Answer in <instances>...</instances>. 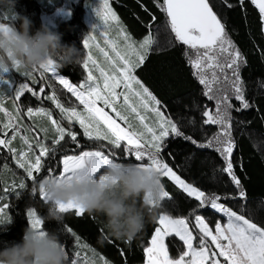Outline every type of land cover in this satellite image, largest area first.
<instances>
[{
    "label": "snow or ice",
    "instance_id": "1",
    "mask_svg": "<svg viewBox=\"0 0 264 264\" xmlns=\"http://www.w3.org/2000/svg\"><path fill=\"white\" fill-rule=\"evenodd\" d=\"M227 2V0H225ZM243 0H241V4ZM251 3L259 10L260 19L264 22V0H251ZM158 7L166 13L167 23L175 40L193 50L194 58L189 59V64L194 69L193 75L204 86V95L209 100L216 101V110L211 112L205 110L202 116L206 125H218L220 131L207 141L198 143L191 136H185L178 125L171 117L165 116L161 111V101L146 87L142 81L134 74L146 61L152 44L154 43L151 33L145 35L137 41L127 32L119 17L112 10L109 0H100L99 6L93 9L95 16L103 25L101 35L104 38V46L98 42L97 36L89 34L83 39V47L88 50L82 61L83 68L87 73L86 79L78 86L70 83L68 79L57 74L58 66L55 61H49L40 67L41 79L45 73H51L61 85L71 93L73 97L83 106V110L77 107H66L53 92L47 99L51 100L55 108L59 109L63 120L68 122L64 127L61 123L53 119L52 113L40 107L35 110L28 107L29 117L39 116L50 121L54 135L52 137L53 147H48L39 135L34 140V144L39 148V154L32 152L33 143L30 142L28 132L20 136V126L13 125V121L19 116V111L14 116L0 104V112L8 117V122L3 124V129L11 128L12 139L0 138V146L8 148L13 154L17 166L24 169L28 178L35 181L36 175L44 168V160L50 153L56 151V146L66 138L80 148L77 132L73 131V125L78 124L83 131V136L88 140L106 141L114 150H123L128 156L134 157L137 166L155 170L160 177H166L181 189L188 197L199 201L200 207L211 206L218 213L226 217V223L217 222L214 231L205 222L201 215H195V227L199 229V245H194L193 232L189 228L187 218H173L167 213H161L158 217V227L151 237L148 247L144 248L146 264H221V257L226 264H264V226H260L245 215L220 203L221 199H246V191L243 189L241 180L233 170L231 157L235 148V141L232 138L231 116L229 109L233 107L229 103L230 96L227 90L218 87L222 82L220 76L223 75V83L231 88L235 99L240 101L241 108L250 107L245 99L244 90L239 74L240 63L243 61L242 54L235 49L232 41L228 38L225 25L218 18L210 5V0H163ZM231 7V5H229ZM147 11V9H145ZM5 20L8 17H4ZM153 21L155 17H152ZM9 25L0 23V30H4ZM99 25L92 27L93 32ZM115 30V37L110 35ZM95 48L103 63L94 56L92 49ZM226 54V55H225ZM223 57V60L221 59ZM19 71L18 69H16ZM231 71V77L228 71ZM8 70H0L2 74H8ZM98 73V76L95 74ZM26 77L35 80L33 73H23ZM0 83L11 87V81L0 75ZM120 89V91H118ZM33 92L28 84H20L15 89L17 100L25 92ZM39 91L43 93L44 88ZM218 93V94H213ZM35 95V93H33ZM2 96V93H0ZM102 105V106H99ZM114 113L115 115H111ZM239 111V109H237ZM151 113L154 119L151 124L147 123V114ZM130 117L139 123V128L130 121ZM122 121L124 125L118 122ZM47 136L48 129L43 130ZM7 131L4 136L7 137ZM20 136L23 145L27 146V151L11 147L12 140ZM183 136L185 140L191 141L201 149L212 148L220 154L225 162V166L220 169L226 173L236 188V195L232 197L212 196L187 183L182 179L172 167L166 163L161 155L166 137ZM223 138V139H222ZM100 145L97 150L79 151V154H65L59 164L61 165L58 174L49 169L48 176L54 177L57 181L71 182L81 177L97 174L103 168L113 166L115 153L110 151L107 154ZM6 167V165H5ZM20 189L25 188L22 181ZM36 192V189H33ZM40 198L45 201L42 190L39 192ZM171 198L169 192L162 184L161 202ZM2 201V197H0ZM8 205L0 206V223L5 220L11 221L6 216ZM64 213H73L76 217H82L85 211L78 205L69 203L59 205ZM29 225L37 230H44L43 221L35 210L27 211ZM76 239L77 247L88 248V245H81L80 237L71 229H68ZM178 237L183 242L185 250L179 258L173 259L169 256V249L165 244V238L170 236ZM210 241V244L208 243ZM212 246H215L214 249ZM79 257L80 253L75 252ZM187 258V259H186ZM85 259V264H97L95 259ZM102 264H111L103 256L99 257ZM72 264H78L77 259L72 260Z\"/></svg>",
    "mask_w": 264,
    "mask_h": 264
},
{
    "label": "trees",
    "instance_id": "2",
    "mask_svg": "<svg viewBox=\"0 0 264 264\" xmlns=\"http://www.w3.org/2000/svg\"><path fill=\"white\" fill-rule=\"evenodd\" d=\"M24 1L32 3L34 11L37 12L34 19H31L34 28H39L41 23L45 24L48 19L58 20L60 11L65 9L64 2L58 3L57 9L43 11L46 18H42V9L36 0H22V3ZM109 3L133 39L139 41L149 32L157 30V36L145 63L134 74L161 101V111L165 116L172 118L185 136H191L201 144L207 143L215 133L220 131V128L218 125L204 124L205 118L202 113L205 110L215 112L216 101L209 100L203 94L204 86L193 75L194 69L189 64V59L193 57V50L175 40L167 24L166 13L157 6L162 4L163 0H109ZM67 5L71 18L55 23L56 28L52 30L61 35L62 43L74 44L81 50L82 46L77 35L85 30L79 17L83 8L79 1L74 3L69 0ZM210 5L225 25L226 34L235 49L242 54L243 61L240 63L239 74L245 99L250 104V107L246 109L241 108L240 101L235 99L231 88L223 83V75L220 76L222 83L218 87L227 90L226 94L231 97L229 103L233 105L229 112L232 138L236 146L231 160L233 170L246 191V199L227 198L219 202L245 215L258 225L264 226V34L262 22L257 8L250 0H243L242 4L241 0H227V2L210 0ZM152 17H155L154 21ZM3 22L9 26L13 23V21ZM48 27L51 29L50 26ZM62 27H67L65 34L60 32ZM221 59L223 60V57ZM57 71L71 81L77 82L84 78L82 69L76 66L58 67ZM228 75L231 77L230 70ZM38 79L42 83L41 78L38 77ZM40 101H34V105L39 104L49 108L47 101ZM52 113L54 119L58 120L62 126H68V122L60 118L59 114L55 111ZM72 130L78 134L79 149L69 138H66L59 146H56L55 152L43 159L44 168L41 173L36 174L35 181L26 183L23 190H15L13 194L0 191V197H2L0 203L8 205L7 213L11 218L10 223L8 221L5 223H9L7 231H0V241L17 243L21 241L23 229L29 226L27 209L33 208L40 218L47 215V205L40 198L38 182L48 176L49 169L58 174L59 161L63 155L77 154L84 150H97L103 144L102 150L106 154L110 151L115 153L113 157L115 162L137 163L134 157L128 156L122 149L114 150L104 141L87 140L75 123ZM50 145L52 147V140L49 141ZM161 155L182 179L198 187L206 195L215 194L222 198L236 195L237 190L230 177L220 171L225 166V162L215 150V146L201 149L191 141L185 140L183 136H169L164 141ZM161 182L171 198L161 202L156 218L146 222L145 228L130 242L114 237H106L102 240V235L106 234L101 223L102 217L89 215L86 212L82 217H76L71 212L65 213L61 223L42 220V227L58 233L70 260H73L72 256L78 248L75 237L68 232V229L79 236L80 242L88 245L95 255L103 256L111 264H143L145 262L143 250L148 245L155 228L158 227L157 221L161 213H167L173 218H187L189 228L195 236V244L200 236L194 225L195 215H201L210 228H214L218 221L223 220V216L213 210L210 204L200 207L199 201L188 197L166 177H162ZM165 243L169 249V256L173 259L179 257L184 251L183 243L174 235L166 237ZM208 243L210 244V241ZM212 248L214 249L213 246Z\"/></svg>",
    "mask_w": 264,
    "mask_h": 264
},
{
    "label": "clouds",
    "instance_id": "3",
    "mask_svg": "<svg viewBox=\"0 0 264 264\" xmlns=\"http://www.w3.org/2000/svg\"><path fill=\"white\" fill-rule=\"evenodd\" d=\"M0 6L12 9L13 19L10 26L0 30V70L31 73L49 61H55L59 68L81 62L80 49L62 43L61 35L44 23L34 28L28 16L14 11L15 0H0ZM37 187L46 198L47 215L42 220L61 223L65 213L59 205L72 203L89 215L102 217L106 230L102 240L114 237L129 242L146 222L156 218L162 193L157 171L117 162L71 182L45 176ZM9 223H0V231H7ZM0 264H72V260L57 232L29 225L23 229L20 242L0 241Z\"/></svg>",
    "mask_w": 264,
    "mask_h": 264
},
{
    "label": "rangeland",
    "instance_id": "4",
    "mask_svg": "<svg viewBox=\"0 0 264 264\" xmlns=\"http://www.w3.org/2000/svg\"><path fill=\"white\" fill-rule=\"evenodd\" d=\"M36 1L38 2L40 8L42 9V13H41V17L42 18H46V15L43 14V11H46V9H48V10L50 9L49 11H52L53 9H57V7H58L57 4L58 3L60 4L61 2H64L65 9H62L60 11V14H59L60 17L58 18V20H56V19L49 20L48 19V20L45 21L46 22L45 24L50 26L51 29H55L56 28L55 23H59L61 21L62 22L63 21H67L69 18H71L70 10H69L68 5H67V2L69 0H36ZM72 1L74 3L79 1L80 4L82 5V8H83L82 12L79 13V17H80V20H81L82 24H84V26H85V30H84V32H79V34L77 33L78 34L77 36L79 37V41H80L81 46H82V49L80 50L81 51L82 60H81V62L79 64H77L75 66L80 68V69H82L84 78H83V80L75 82V81H71L68 77H65L63 75L62 76L64 78L68 79L70 83H74V84H76L78 86L79 84H81V83H83L85 81L86 76H87V73L85 72V70L83 68L82 61L85 58V56L87 55L88 50L83 47V39L86 36H88L89 34L96 35L97 39H98V42L101 44V46H104V38L101 35V33L103 31V25L97 19V17L95 16V13L93 11V9L95 7L99 6L100 0H72ZM14 11L18 12V13H20L22 15L28 16L30 19H34V16L37 14V12L34 11L32 3L28 2V1H26V2L24 1V3H22V0H15ZM258 12H259V10H258ZM56 13L58 14V12H56ZM39 16L40 15H38V17ZM4 17H8V19L5 20ZM0 20H2V21H0V23H5L3 21H13V19H12V9L10 7L0 6ZM95 24L99 25V27L97 28V30L95 32H93L92 27ZM168 27H169V25H168ZM66 29H67V27H65V28L62 27L60 29V32L62 34H65L66 33ZM262 31H263V34H264V22H262ZM149 33L152 34L153 40L155 41V37L157 36V33H158L157 30L151 31ZM115 34H116L115 30L113 29L111 31L110 35L112 37H115ZM92 52H93L94 56H96L99 59V61L101 63H103V58L100 57V54L98 53V51L95 48L92 49ZM192 58H194V53H193V57ZM42 71L43 70H41L39 68L32 71L33 76L35 77V80H32V79L26 77L25 75H23L24 72L17 71L15 69H10V72L8 74L0 73V75H5V77L11 81V87H9L8 85H5L3 83H0V93H2V96H0V104H2V106L5 107L8 110V112L12 113V115H14V116L17 114V110L19 111V116H18V118L16 120L13 121V125L14 126L15 125H19L20 126V136H23V135L26 134L25 133V129L30 130L27 134L29 136L30 142L33 143L32 152L34 154H37V155L39 154V148H37L35 146V144H34V140L37 137V135H39V138L44 143H46L48 147L51 148V145L49 146V141L52 140V137L54 135V131L52 129L50 121H48L46 118H42V117H39V116L29 117L27 115L28 107H32L34 110L36 108L42 107L39 104L38 105H36V104L34 105V101H36V102L39 101V100H41L40 102H43V101L46 102L47 101L49 108H45V109L47 111L51 112V113L55 111L57 114H59L60 118H62L61 114L59 112V109L55 108V105L52 103V101L47 99V97L52 95V93L54 92L56 94L57 98L60 100V102L64 106H66V107L75 106L79 110H83V106L79 104V102L75 99V97H73L71 95V93L67 92V90L63 87V85H61L59 83V81L56 79V77H54L50 72L44 74V78L41 79L42 83H40V80L38 79V77L41 78V72ZM57 74L61 75L58 71H57ZM95 74L98 76V73H95ZM36 75L37 76L39 75V76L37 77ZM23 83L28 84V86L33 89V92H27L26 91L21 96V98L19 100H17L16 97H15V89L20 84H23ZM40 88H44L45 89V91H44L45 93H41L39 91ZM118 91H120V89H118ZM33 93H35V95ZM99 106H102V105H99ZM106 110L109 111L111 115H113V116L115 115L114 113H111L110 110H108V109H106ZM52 116H53V113H52ZM53 119H54V117H53ZM153 119H154V116L151 113H148L146 122L151 124ZM130 121L134 125H136L137 128H139L138 121L132 119L131 117H130ZM7 122H8V117L5 116V114L3 112H0V138L12 139V136H11L12 130H11V128H9L7 130L3 129V124L7 123ZM118 122L121 123L122 126H126V125H124V123L122 121L118 120ZM44 129H48L47 136H45V133L43 131ZM5 131H7V133H8L7 137L4 136V132ZM20 136H17L15 139L12 140L11 147L17 149V151H19L21 149H23L24 151H27V146L22 144ZM104 142L107 144L106 141H104ZM107 146H108V144H107ZM107 146H105V148H107ZM52 147H53V145H52ZM77 154H79V153H77ZM45 158H48V157H45ZM45 158H42V159H45ZM5 165H6V167H5ZM60 167H61V165H60ZM12 178H13V180H12ZM22 181L24 182V184L26 186V183H28L30 181H33V180L27 177L24 169L19 168L17 166L16 160L14 159L13 154L11 152H9L8 148L0 146V191H2V193L7 192V193H12L13 194V192L15 190H19L20 189L19 188V184ZM16 188H18V189H16ZM21 190H23V189H21ZM6 200H7V198H6ZM0 206H3V205H1V203H0ZM29 209L34 210L33 208H29ZM29 209H27V211ZM27 211H26V216H27ZM219 214H221L223 216L222 213H219ZM6 216L8 217L7 209H6ZM27 219H28V217H27ZM6 222H7V220H5L3 223H6ZM218 222L226 223V217H223V220L218 221ZM194 225H195V218H194ZM196 229H197V231L199 233V229L198 228H196ZM211 229L214 231L215 226H214V228H211ZM199 235H200V233H199ZM195 242L196 241L194 239V245L198 246L199 245V241H197V244H195ZM75 243H76V241H75ZM81 245H84V244L81 243ZM76 246H77V244H76ZM213 247H215V246H213ZM77 248L78 249H77L76 252H79L80 255H79V257L74 255V256H72V258L73 259H77L78 260V264H85V259L84 258H87L88 260L95 259L97 261V264H102V262L99 261V257L100 256L98 257L97 255H95V253H93L89 249V247L88 248H83L81 246V247H77ZM184 250H185V248H184ZM177 258H179V257H177ZM174 259H176V258H174ZM220 259H221V264H226V262L222 261L223 260L222 257ZM143 264H146V260H145V262Z\"/></svg>",
    "mask_w": 264,
    "mask_h": 264
},
{
    "label": "crops",
    "instance_id": "5",
    "mask_svg": "<svg viewBox=\"0 0 264 264\" xmlns=\"http://www.w3.org/2000/svg\"><path fill=\"white\" fill-rule=\"evenodd\" d=\"M181 190V189H180ZM151 240V239H150ZM150 240H149V242H150ZM149 246V243H148V245L146 246V247H148ZM145 260H146V257H145Z\"/></svg>",
    "mask_w": 264,
    "mask_h": 264
}]
</instances>
